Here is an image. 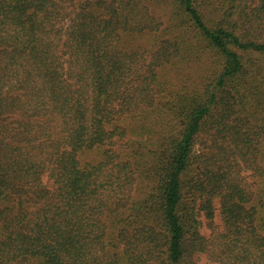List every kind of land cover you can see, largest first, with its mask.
<instances>
[{"label": "trees", "instance_id": "trees-1", "mask_svg": "<svg viewBox=\"0 0 264 264\" xmlns=\"http://www.w3.org/2000/svg\"><path fill=\"white\" fill-rule=\"evenodd\" d=\"M201 255L264 264V0H0V264Z\"/></svg>", "mask_w": 264, "mask_h": 264}, {"label": "rangeland", "instance_id": "rangeland-1", "mask_svg": "<svg viewBox=\"0 0 264 264\" xmlns=\"http://www.w3.org/2000/svg\"><path fill=\"white\" fill-rule=\"evenodd\" d=\"M171 72L173 73L172 76H175L176 75L175 77H180L182 79H189L191 77L192 80H194V79H198L200 77V75L202 73V67L200 65H198V64H191V65L186 66V67L182 66V69L179 72H177L176 69L173 70V71H171ZM200 220H201L200 233L205 238H208L211 235V232L212 231L207 226V222L204 219V217H201ZM215 225L217 227H220L221 226V218L219 216L218 211H217L216 217H215ZM198 264H212V263L207 260V257L206 256L201 255L200 256V259L198 261Z\"/></svg>", "mask_w": 264, "mask_h": 264}]
</instances>
